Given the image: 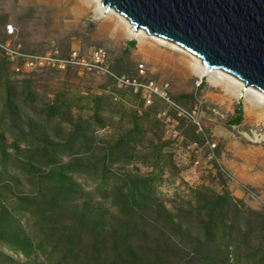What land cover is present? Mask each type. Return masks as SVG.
I'll return each mask as SVG.
<instances>
[{
    "label": "rangeland",
    "instance_id": "1",
    "mask_svg": "<svg viewBox=\"0 0 264 264\" xmlns=\"http://www.w3.org/2000/svg\"><path fill=\"white\" fill-rule=\"evenodd\" d=\"M128 22L0 0V264H264V93Z\"/></svg>",
    "mask_w": 264,
    "mask_h": 264
},
{
    "label": "water",
    "instance_id": "2",
    "mask_svg": "<svg viewBox=\"0 0 264 264\" xmlns=\"http://www.w3.org/2000/svg\"><path fill=\"white\" fill-rule=\"evenodd\" d=\"M101 6L264 93V0H101Z\"/></svg>",
    "mask_w": 264,
    "mask_h": 264
},
{
    "label": "built area",
    "instance_id": "3",
    "mask_svg": "<svg viewBox=\"0 0 264 264\" xmlns=\"http://www.w3.org/2000/svg\"><path fill=\"white\" fill-rule=\"evenodd\" d=\"M5 31L7 34H13L14 33V26L12 24H8L5 26ZM102 52L100 49L95 50L94 52V58H96L97 60L99 59V57H102ZM63 64H79L78 61H76V57H72V59L70 60H64ZM139 67V72L140 74H143V65L138 66ZM113 76V75H112ZM115 77L117 80H120L121 82L130 84L131 86H134V88L140 89L141 91V97L145 100L146 104H151L153 102L154 98H159L161 100H165L167 102L169 101V98L167 96V85H160L157 86L155 85L153 82H137V81H132L129 82L128 80H123V79H119L116 76ZM171 103V102H170ZM174 107L178 110L181 111V108L179 106H176L174 104Z\"/></svg>",
    "mask_w": 264,
    "mask_h": 264
},
{
    "label": "bare ground",
    "instance_id": "4",
    "mask_svg": "<svg viewBox=\"0 0 264 264\" xmlns=\"http://www.w3.org/2000/svg\"><path fill=\"white\" fill-rule=\"evenodd\" d=\"M98 2L100 3L101 2V0H98ZM129 24H131L130 22H128V26H129V29H130V32L133 34V35H136V33H138V32H141V30H134V28L133 27H131L132 26V24L131 25H129ZM190 56L194 59V61L198 64V65H200V66H202V73H205L208 69L205 67V66H203V63H202V61H201V59L200 58H198V57H196V56H194L193 54H190Z\"/></svg>",
    "mask_w": 264,
    "mask_h": 264
},
{
    "label": "trees",
    "instance_id": "5",
    "mask_svg": "<svg viewBox=\"0 0 264 264\" xmlns=\"http://www.w3.org/2000/svg\"><path fill=\"white\" fill-rule=\"evenodd\" d=\"M54 172V168L51 170V173H53ZM67 176L65 175V177L64 176H60V177H58V179H59V181H60V184L61 185H65L66 184V182H67V178H66Z\"/></svg>",
    "mask_w": 264,
    "mask_h": 264
}]
</instances>
